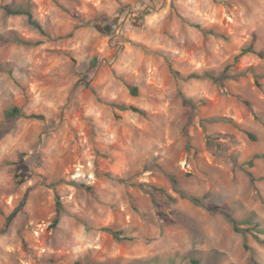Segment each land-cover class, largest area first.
<instances>
[{
  "label": "rangeland",
  "instance_id": "obj_1",
  "mask_svg": "<svg viewBox=\"0 0 264 264\" xmlns=\"http://www.w3.org/2000/svg\"><path fill=\"white\" fill-rule=\"evenodd\" d=\"M258 53L264 0H0V264H264Z\"/></svg>",
  "mask_w": 264,
  "mask_h": 264
},
{
  "label": "trees",
  "instance_id": "obj_2",
  "mask_svg": "<svg viewBox=\"0 0 264 264\" xmlns=\"http://www.w3.org/2000/svg\"><path fill=\"white\" fill-rule=\"evenodd\" d=\"M7 12L9 13V14H22L23 13V11L22 10H20V9H14V10H11V9H9V10H7ZM34 24H36V23H34ZM252 52H254V53H256V51H255V49H254V46L252 45V46H250L249 48H247V49H245L242 53H241V55H243V54H245V53H252ZM260 56H264V54L263 53H258ZM130 89H131V92H132V94H134V95H137V93H138V89L137 88H133V87H130ZM116 106H119V105H116ZM121 109H123V110H126V109H128L129 107H127V106H125V105H121V106H119ZM129 109H131V110H133V111H135V112H139V113H141V110H139V109H136V108H134V107H130ZM16 111H17V109H16ZM252 138H254V136H251ZM155 190H157V189H155ZM57 199H58V202H57V205H58V207H59V210H58V216H57V218H56V223H58V221H59V215H60V212H61V202H60V198L57 196ZM190 200L193 202V203H195V204H201V199H199V198H197V197H191L190 198ZM24 206H25V201H23L21 204H20V206H18L17 208H15L7 217H6V222H5V225H4V228H3V230L0 232L1 234H5L7 231H8V229L10 228V226H11V224H12V222L14 221V219L23 211V208H24ZM0 214H2V215H4V211H3V209H2V207L0 206ZM233 223H234V225L236 226V221H234L233 220ZM108 231V230H107ZM110 232V231H109ZM256 264H259V263H256Z\"/></svg>",
  "mask_w": 264,
  "mask_h": 264
}]
</instances>
